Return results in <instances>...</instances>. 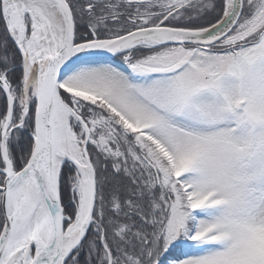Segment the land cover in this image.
I'll return each instance as SVG.
<instances>
[{
	"label": "snow or ice",
	"instance_id": "snow-or-ice-1",
	"mask_svg": "<svg viewBox=\"0 0 264 264\" xmlns=\"http://www.w3.org/2000/svg\"><path fill=\"white\" fill-rule=\"evenodd\" d=\"M0 264H264V0H0Z\"/></svg>",
	"mask_w": 264,
	"mask_h": 264
}]
</instances>
